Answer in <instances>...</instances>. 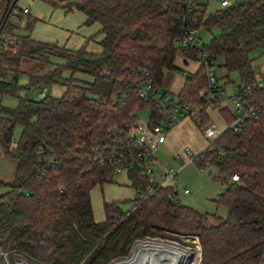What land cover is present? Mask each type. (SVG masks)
<instances>
[{"label":"trees","instance_id":"1","mask_svg":"<svg viewBox=\"0 0 264 264\" xmlns=\"http://www.w3.org/2000/svg\"><path fill=\"white\" fill-rule=\"evenodd\" d=\"M14 1L0 0V31L10 35ZM55 3L84 12L88 24L101 25L102 51H89L87 45L72 50L30 35L19 36L12 51L3 49L0 40L2 95L16 94L24 59H64L44 75H30L28 87L66 86L59 97L46 93L38 99L19 97L13 108L0 104V146L17 161L14 180L0 182L9 187L0 196V251L8 253L12 264L20 258L38 264H111L128 256L137 239L181 234L199 240L202 264H264V112L238 132L226 128L194 159L198 168L212 165L218 170L225 189L217 202L227 207L226 217L183 204L175 185L153 187L140 166L127 174L136 192L131 209L125 211L121 202L105 203V220L98 222L91 200L92 188L117 176L100 166L93 148L106 145L116 128L128 131L139 110H150L153 122L159 119L155 103L140 98L132 86L134 75L147 73L160 87L179 54L201 61L199 50L178 44L195 19L198 28L214 33L206 51L216 63L222 60L226 84L238 73L239 87L264 96V88L255 87L251 58L255 50L264 53V0H237L212 13L207 0H198L191 12L181 0ZM207 87L208 69L201 61L177 94L181 102L203 107L204 123L211 119L210 106L200 94ZM214 108L227 125L234 121L229 106ZM17 126L22 133L13 147ZM127 139L132 151L142 150ZM233 174L238 181L230 179Z\"/></svg>","mask_w":264,"mask_h":264},{"label":"rangeland","instance_id":"2","mask_svg":"<svg viewBox=\"0 0 264 264\" xmlns=\"http://www.w3.org/2000/svg\"><path fill=\"white\" fill-rule=\"evenodd\" d=\"M55 1L69 2L72 0H18L14 14L10 17V23L14 26L13 35L16 37L30 35L38 41L57 43L60 46H66L72 50H77L87 45L89 51L95 53L101 52V25L97 22L88 24V17L84 12L77 9L68 11L67 8L61 4H56ZM207 1L208 13L215 12L223 7L222 0ZM228 1L233 3L237 0ZM25 9H28L30 12L25 14ZM213 36L214 33L206 27L201 26L199 28V37L204 43H210ZM251 58L258 80L264 81V53H262L261 49L255 50L251 53ZM62 62H64V59L59 57H50L48 63H42L35 59H24L20 65L22 73L19 74V88L16 94L2 95L0 93V104L13 108L18 105L19 97L38 99L41 96L40 93H37L38 90L45 91L57 97L61 96L66 90V86L63 84L46 85L43 83L36 86H28L30 83V75H44L49 70L54 69L56 64ZM220 62H222L221 59L218 60L213 70L219 79V85L225 86V105L233 108V103L230 98L237 91L238 83L240 82L239 74L232 73L230 76L231 82L226 84L227 80L225 76L227 75V71L220 66ZM200 65V60L179 54L175 61V67L165 71L164 81L160 88L167 89L169 93L176 96L182 88L185 79L193 76L198 71ZM66 75L69 76V73ZM76 77L85 80L91 79L90 76L84 74H78ZM209 112L212 122L220 130H225L228 125L219 110L212 107ZM135 115L138 118L148 120L149 110H139ZM188 131H192L193 134L187 132L185 135H176L175 146L173 149L171 148L170 152L169 150L166 151V149H170L168 146H165L166 143L158 149L150 174L151 179L157 183H162L163 175L167 170L172 168L178 170L177 180H171L168 184L176 186L178 191L177 197L183 204L191 206L203 213L226 217L228 214L227 207L217 202L219 194L225 189V183L220 178L218 170L214 166L208 165L205 171H201L195 163L190 162L187 153L189 149L194 156L200 154L208 145V140L197 123L192 120H190ZM21 133L22 127L17 126L12 144L13 147L16 146ZM179 154L182 155L183 160L186 161L185 163L180 162L176 158ZM16 168L17 161L8 156L0 146V182L11 183L14 180ZM184 188H189L190 193L185 194ZM8 191L9 187L0 184V196ZM120 202L125 211L132 208V201L124 200ZM97 216L98 214L96 213ZM101 218H105L104 212ZM153 240L176 243L179 247L189 252V264H202L199 240L181 234L175 237L158 234L144 239H137L133 243L129 255L123 258H130L132 256L137 242Z\"/></svg>","mask_w":264,"mask_h":264},{"label":"built area","instance_id":"3","mask_svg":"<svg viewBox=\"0 0 264 264\" xmlns=\"http://www.w3.org/2000/svg\"><path fill=\"white\" fill-rule=\"evenodd\" d=\"M181 3L187 7L189 12L196 10L198 7V0H181ZM229 4L228 0H222V6ZM24 13H29V10L25 9ZM199 28L198 20L195 19L193 24L178 38V44L183 49L195 48L200 51L201 61L205 63L208 69V87L200 92L201 97L210 108L220 105L224 106L226 102L224 91L222 85H219V79L213 70L216 62L206 51V43L199 37ZM0 40L2 41L3 49L16 51L15 47L19 42L18 37L1 32ZM147 76V73L135 74L131 80V84L138 91L140 98L146 102L155 103L158 107V111L160 112L158 121H152V113L149 110L148 120L137 117L128 131L123 128H116L111 133L112 136L106 145L93 148L95 160L100 166L111 170L116 175L128 174L131 169L140 166L142 172L151 178L150 174L154 159H156V152L166 143L169 131L184 119H190L197 123L208 140L206 148L224 132L211 119L206 123L203 122V107L181 102L177 95L173 96L168 91L155 86ZM255 87L258 89L264 88V81L257 78ZM120 97L124 98L125 93H121ZM230 100L233 103V108H230L235 113V119L227 128L235 132L240 131L247 121L259 120L264 112V96H256L254 92L244 87L238 86L236 93L231 96ZM125 136L128 137L127 140L129 142L134 143L142 150L137 153L132 151L126 145ZM187 153L190 162L195 163L194 159L196 156L189 149ZM181 162L184 163L183 160ZM205 169L206 167L200 168L201 171H205ZM178 173L179 171L173 168L167 170L163 175V182L161 184L167 185L169 181L177 180ZM230 179L238 181L239 175L233 174L230 176ZM152 182L153 187L158 184L154 180ZM152 191L153 188H149V192ZM184 193L189 194L190 190L184 189ZM0 259L2 260L1 264H12L7 252L0 251ZM123 260L122 258L121 260H115L113 264Z\"/></svg>","mask_w":264,"mask_h":264},{"label":"crops","instance_id":"4","mask_svg":"<svg viewBox=\"0 0 264 264\" xmlns=\"http://www.w3.org/2000/svg\"><path fill=\"white\" fill-rule=\"evenodd\" d=\"M162 89L164 91H169L164 88ZM37 93H40V95L42 96L46 94L47 92L38 90ZM189 125H190V119H184L178 125H176L174 128H172L169 131L165 146H168L170 149H166V151L169 150L170 152L171 148L172 149L174 148L175 143H176L177 134L185 135L187 132L193 134L192 131H188ZM176 158L179 159L180 162L181 160H183L182 155L180 154L177 155ZM185 162L186 161H184V163ZM184 189H189V188H184ZM104 192H105V195H104ZM106 192H107V195H106ZM135 197H136L135 189L132 187L131 180L127 174H120V175L115 176L112 182L104 183L102 185L97 184L91 190V200L93 204V210H94L96 221L102 222L105 220V218L104 219L101 218L102 213L104 212L105 214V211H104L105 203L120 202L124 200L133 201ZM131 205L133 206V202H131ZM96 213L98 214L97 217H96Z\"/></svg>","mask_w":264,"mask_h":264},{"label":"bare ground","instance_id":"5","mask_svg":"<svg viewBox=\"0 0 264 264\" xmlns=\"http://www.w3.org/2000/svg\"><path fill=\"white\" fill-rule=\"evenodd\" d=\"M189 252L173 242L139 241L130 258L115 264H189Z\"/></svg>","mask_w":264,"mask_h":264},{"label":"water","instance_id":"6","mask_svg":"<svg viewBox=\"0 0 264 264\" xmlns=\"http://www.w3.org/2000/svg\"><path fill=\"white\" fill-rule=\"evenodd\" d=\"M18 0H15L14 1V5L17 3ZM0 34H1V31H0ZM124 259V258H123ZM121 260V259H120ZM16 264H38V263H35V262H30L28 261L27 259H23V258H20V259H17L16 260Z\"/></svg>","mask_w":264,"mask_h":264}]
</instances>
